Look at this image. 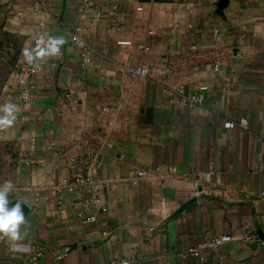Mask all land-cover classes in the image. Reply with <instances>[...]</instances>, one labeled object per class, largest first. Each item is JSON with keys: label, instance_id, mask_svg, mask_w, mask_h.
Returning <instances> with one entry per match:
<instances>
[{"label": "crops", "instance_id": "0c3cea01", "mask_svg": "<svg viewBox=\"0 0 264 264\" xmlns=\"http://www.w3.org/2000/svg\"><path fill=\"white\" fill-rule=\"evenodd\" d=\"M41 34L65 43L35 59L29 100L0 92V117L16 106L0 125V187L25 216L19 239L0 233V264H264V0H0L8 79ZM140 65L146 78L119 71ZM63 178L88 179L98 206ZM223 234L204 262L182 257Z\"/></svg>", "mask_w": 264, "mask_h": 264}, {"label": "built area", "instance_id": "2783aa9c", "mask_svg": "<svg viewBox=\"0 0 264 264\" xmlns=\"http://www.w3.org/2000/svg\"><path fill=\"white\" fill-rule=\"evenodd\" d=\"M99 16L95 17V20H98ZM83 29L76 28L69 35L70 42H72L78 49L82 51H87L89 48L83 39ZM121 45H128L129 42H120ZM83 62H89L87 57L83 58ZM45 62L43 60H34L30 63L29 66L24 68L19 76L18 80V92L19 97L22 101L26 102L30 98V94L32 91V81L35 75L43 68ZM120 73L128 78H146L148 75V69L143 66H120ZM205 88L203 87L202 90ZM199 99V98H198ZM193 100H195L193 98ZM239 126L245 128L246 123L241 120ZM232 124H230L231 126ZM144 174L142 172L137 173V177H142ZM77 185H83L86 192L91 194V200L86 201L88 206L95 208L98 206L99 201L97 197V192L93 190L92 184L88 179H75L73 182H70L67 178H63L58 185V188H65L68 192H72ZM260 197L264 198V191L260 193ZM77 217L80 219L82 225L84 226H93L96 222V217L93 214H84L82 211L77 213ZM4 240V236H0V241ZM233 240L231 235L223 234L213 237H208L202 240L198 245L188 248L185 252H183L182 257H191L197 258L199 262H204V257L202 253L204 251H218L221 247L230 243ZM41 256L40 253H35L31 258L30 262L32 263L34 260ZM106 264H131L130 261L124 259H114ZM216 264H223V259L219 257L216 261Z\"/></svg>", "mask_w": 264, "mask_h": 264}, {"label": "clouds", "instance_id": "9594fccd", "mask_svg": "<svg viewBox=\"0 0 264 264\" xmlns=\"http://www.w3.org/2000/svg\"><path fill=\"white\" fill-rule=\"evenodd\" d=\"M46 35H40L37 43L38 50H24V57L29 63L40 57L55 56L60 53V48L65 43L64 37L47 36L46 42ZM41 45L46 46L41 47ZM15 109L16 106L14 104H7L3 107L2 111L4 115L0 117V125L8 126L13 123L16 118ZM11 189L12 184L10 181L6 182L3 187H0V233L7 235L12 240H16L21 237L19 227L25 223V216L21 209V201L18 200L14 205L9 207V192Z\"/></svg>", "mask_w": 264, "mask_h": 264}, {"label": "rangeland", "instance_id": "374dc122", "mask_svg": "<svg viewBox=\"0 0 264 264\" xmlns=\"http://www.w3.org/2000/svg\"><path fill=\"white\" fill-rule=\"evenodd\" d=\"M2 42L3 44L0 45V92L6 87H11L12 84L17 86L19 80V78H16L14 82L13 80L7 78V74H9L8 70L13 65L11 60L14 58L15 54L13 52L16 51V48L11 45L15 44V41L11 39H5V41Z\"/></svg>", "mask_w": 264, "mask_h": 264}]
</instances>
